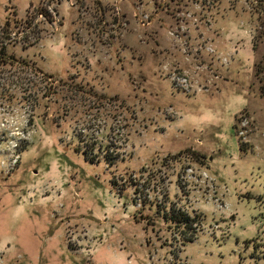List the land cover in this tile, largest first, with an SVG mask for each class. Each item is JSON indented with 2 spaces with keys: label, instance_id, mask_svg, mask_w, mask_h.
Listing matches in <instances>:
<instances>
[{
  "label": "rangeland",
  "instance_id": "obj_1",
  "mask_svg": "<svg viewBox=\"0 0 264 264\" xmlns=\"http://www.w3.org/2000/svg\"><path fill=\"white\" fill-rule=\"evenodd\" d=\"M0 45V264H264V0H0Z\"/></svg>",
  "mask_w": 264,
  "mask_h": 264
},
{
  "label": "trees",
  "instance_id": "obj_2",
  "mask_svg": "<svg viewBox=\"0 0 264 264\" xmlns=\"http://www.w3.org/2000/svg\"><path fill=\"white\" fill-rule=\"evenodd\" d=\"M2 46L3 45H0V60H1V62L8 63L10 66H12L13 61H14L13 57H12V55H5L4 50H3L4 48ZM252 49L254 52L255 51V44H253ZM14 62H16V61H14ZM16 63L19 66V62H16ZM23 66H26V64L24 62H23ZM253 69H254L253 75H254V77H256L260 73H262V71L264 70V66H262L260 68L259 64L257 62H254L253 63ZM258 90H259L260 96H262L264 98L263 86L259 85ZM27 122H28V125L31 126L33 124L32 118L28 119ZM241 146H242V143H241ZM169 210H170V211H168L169 217H165V215H164L163 219L165 222H170L171 224H174L175 226L183 225L185 227V229H187V230H189L190 225L193 223V221L196 222L197 216H194L195 218L190 220L186 213L179 212L180 209H177V211H176L173 207H170ZM191 238H192V236L189 234L188 237H185L182 239V242L183 243L190 242L193 240Z\"/></svg>",
  "mask_w": 264,
  "mask_h": 264
},
{
  "label": "built area",
  "instance_id": "obj_3",
  "mask_svg": "<svg viewBox=\"0 0 264 264\" xmlns=\"http://www.w3.org/2000/svg\"><path fill=\"white\" fill-rule=\"evenodd\" d=\"M39 16L43 18V15L39 13ZM19 33H15V31H10L6 34V38L4 39L5 41H15L19 39ZM4 45V41L2 43ZM222 61L225 62V58H222Z\"/></svg>",
  "mask_w": 264,
  "mask_h": 264
}]
</instances>
